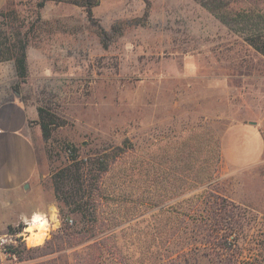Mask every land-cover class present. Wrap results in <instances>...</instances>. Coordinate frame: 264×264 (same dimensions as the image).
<instances>
[{
    "label": "rangeland",
    "instance_id": "rangeland-1",
    "mask_svg": "<svg viewBox=\"0 0 264 264\" xmlns=\"http://www.w3.org/2000/svg\"><path fill=\"white\" fill-rule=\"evenodd\" d=\"M41 1L7 0L0 41L24 39L26 96L58 118L51 139L34 137L39 194L22 197L48 213L0 232V264H77L93 239L97 264H264V0H99L93 22ZM68 143L125 151L102 177L95 236L52 252L51 173Z\"/></svg>",
    "mask_w": 264,
    "mask_h": 264
},
{
    "label": "trees",
    "instance_id": "trees-1",
    "mask_svg": "<svg viewBox=\"0 0 264 264\" xmlns=\"http://www.w3.org/2000/svg\"><path fill=\"white\" fill-rule=\"evenodd\" d=\"M46 0H42L40 5H43ZM69 2L81 6L86 10L87 18L90 21H95L93 7L98 4L99 0H55ZM17 37L19 32L15 33ZM13 59L16 70L19 76V81L24 82L29 74L28 60L26 53V42L24 39L17 38L13 43L7 44L5 41H0V61ZM17 88H19L17 86ZM25 98H27L25 96ZM39 119L38 123L42 130V135L46 141L51 139L53 129L58 124V118L50 108L45 105L38 106ZM70 156L65 165L58 167L51 173V180L56 197L57 206L59 208L60 217L63 225L60 228V234L56 235V240H48L43 248L52 245L51 251L63 249L67 245L84 242L93 238L98 231L100 206L104 194L102 191V177L110 169L115 162L125 151L122 146H114L96 150L93 154L81 156L77 147L68 143ZM219 212L225 220H233L234 215L227 213L226 208L219 204ZM72 215H80V218L75 220ZM72 220V223H70ZM83 224L81 225V222ZM86 221L87 223H85ZM90 222V225H88ZM87 224V225H86ZM9 225L8 232L15 233L21 229ZM91 253L85 260L77 264H97L99 250L103 248V242L93 239ZM38 246L35 249H41ZM115 249V248H114ZM8 251L21 255L23 251H18L16 248H9ZM168 261L176 262V258H169ZM166 264V263H165Z\"/></svg>",
    "mask_w": 264,
    "mask_h": 264
},
{
    "label": "crops",
    "instance_id": "crops-1",
    "mask_svg": "<svg viewBox=\"0 0 264 264\" xmlns=\"http://www.w3.org/2000/svg\"><path fill=\"white\" fill-rule=\"evenodd\" d=\"M7 0H0V10ZM19 85L17 86L14 85ZM15 62H0V232L31 216L48 213L47 204L22 202L41 177L35 136L42 133L38 107L25 98ZM27 97V96H26ZM28 184V187L26 185Z\"/></svg>",
    "mask_w": 264,
    "mask_h": 264
},
{
    "label": "bare ground",
    "instance_id": "bare-ground-1",
    "mask_svg": "<svg viewBox=\"0 0 264 264\" xmlns=\"http://www.w3.org/2000/svg\"><path fill=\"white\" fill-rule=\"evenodd\" d=\"M30 228L36 231L35 233L30 234L29 238L35 243L41 242L42 232H43V221L36 220L35 222H32V224L30 225Z\"/></svg>",
    "mask_w": 264,
    "mask_h": 264
},
{
    "label": "built area",
    "instance_id": "built-area-1",
    "mask_svg": "<svg viewBox=\"0 0 264 264\" xmlns=\"http://www.w3.org/2000/svg\"><path fill=\"white\" fill-rule=\"evenodd\" d=\"M70 222L72 223V220H70Z\"/></svg>",
    "mask_w": 264,
    "mask_h": 264
},
{
    "label": "water",
    "instance_id": "water-1",
    "mask_svg": "<svg viewBox=\"0 0 264 264\" xmlns=\"http://www.w3.org/2000/svg\"><path fill=\"white\" fill-rule=\"evenodd\" d=\"M26 187H28V184L26 185Z\"/></svg>",
    "mask_w": 264,
    "mask_h": 264
}]
</instances>
